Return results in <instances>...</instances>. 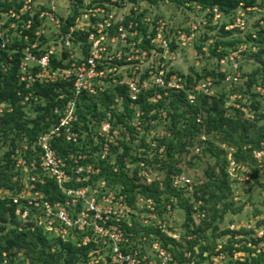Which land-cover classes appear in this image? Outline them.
Masks as SVG:
<instances>
[{"label":"trees","instance_id":"trees-1","mask_svg":"<svg viewBox=\"0 0 264 264\" xmlns=\"http://www.w3.org/2000/svg\"><path fill=\"white\" fill-rule=\"evenodd\" d=\"M142 1L153 5L163 0ZM166 1L187 10L199 8V11L202 12L205 23L201 26L205 25L204 29L206 28L208 31L202 33V38L195 47L200 53L204 46L207 47L210 57L215 59V67L203 68L199 74L195 72V76L175 71L172 67V72L183 78L182 88L150 87L141 89L134 102V106L142 112L138 118L139 128L137 129L132 125L134 109L129 108L130 102L124 85L116 87L115 90L122 96L125 114H117L114 109L110 108L115 96L111 90L98 95L82 93L76 107L81 131L88 132L87 123L92 118L96 121L94 125L99 126L101 119H104L105 113L109 111L112 118L107 119V122L113 128L118 125L123 126L129 134L130 142H121L120 148L115 146L110 151L111 153L107 154L105 160L96 156L98 149H90L89 157L81 163H92L98 167L97 177L103 178L109 188L121 186L120 193L125 195V202L131 208H134L137 196H141L154 202L155 212L158 216H163L167 208L169 211L178 208L184 212L183 228L185 231L182 237L186 239V248H182L179 241L166 236L157 226H144L139 219H133L130 226L126 221L121 223L124 232L131 233V236H127L132 241L130 247L122 246L123 252L138 251V256L141 257L146 253L144 244L148 245L155 239L158 246L171 255V260L166 264H189V262L201 264L206 258L203 256L205 252H207L208 258L219 253H223L226 257L228 254L231 255L232 249L237 251L243 249L248 252V255L244 257L243 261L238 260L234 263L228 261L226 264H264V250L261 249L259 252L256 250L261 238L255 240L253 249L246 246V243L237 248L227 243L216 250L214 242L211 246H206L207 242H201L202 239L208 241L206 232L214 221L213 217L208 219L205 226L202 225V221L200 224L194 225L191 219L195 212L210 216L214 212L216 204L226 202L230 193L227 173V166L230 163L227 159L228 153L234 169L239 171L244 167L253 171L255 177L260 175L253 167L256 166L253 155L257 152L264 154V93H260L264 92V29L259 24V19L264 16L262 17L261 12H257V16L254 17L251 11L247 12V14L251 13L253 17L251 20L248 19V24L250 25L249 30L254 28L253 31L256 33L254 37H251L248 30L244 32L236 28L225 29V27L235 19L236 11L239 8L256 7L262 10L264 9V0ZM21 5L22 0L9 2L0 0V13L7 14L10 10L18 12ZM213 10L219 14V20L215 24H213ZM63 18L61 28L62 31H66L72 25L75 17L63 16ZM25 19L26 15H23L22 20ZM170 27L169 22L168 28L171 31ZM180 29L185 32L189 31V27L186 29L180 27ZM142 30L145 33L146 30L144 28ZM213 31L215 33H212ZM24 33L33 38L32 30L24 31ZM249 40L252 42L250 46L255 49L245 48L239 52L238 59L237 57L233 58L237 61L235 71L238 73V80L226 82L227 75L236 74L231 70L229 54L236 52L239 44ZM1 43L2 39L0 38V104L3 105L0 110V192L15 193L22 188V179L25 176L14 165L15 151L20 150L27 160L29 174L38 175L39 169H32L30 165L33 156L37 154L34 147L36 138L55 124L56 114L53 113V109L56 105L62 106L61 101H57L58 95L62 91L68 92L71 84L63 81L49 84L36 82L25 88L18 79L19 63L23 55L21 52L10 53L9 50L24 47L26 41L15 40L12 44H7L6 49H1ZM141 43L146 47L149 39L145 38ZM170 46L172 49L175 48L174 43ZM61 57L64 59V54ZM50 64L53 67L63 66L62 62L57 61L56 58L50 59ZM220 68H224V70L222 71ZM147 77L148 75L145 73L143 78ZM205 78L211 79L210 88L217 89L216 92L205 94L193 90V86ZM229 83V90L226 91L223 87ZM257 88H260V92L257 91ZM189 94L193 95V99H188ZM26 95L28 98L23 102ZM156 95H159V98L155 102L149 100L150 97H156ZM231 95H240L236 103H241L242 97L245 102L241 103L242 105L238 108L232 106ZM34 97L37 98L34 99ZM241 107L244 108L243 111ZM152 110L153 115H150ZM162 112L164 113L163 117L161 116ZM246 112L251 113L252 118L246 117ZM97 114H99L98 117ZM163 122L164 124H162ZM159 127H162L160 137L157 135ZM85 139L88 144L93 142L89 135H86ZM134 140H137V148L131 145ZM53 147L62 156L70 152H86L85 145H74L62 140L55 142ZM159 149H162L160 153ZM190 149L197 150L196 156L193 157L196 162H200L201 156H205L207 160L213 159L214 164L204 170L205 181L200 185H193L192 191L185 194L186 187L181 188L178 184H173L172 177L181 172L180 168H174V163L177 162L176 158L189 153ZM119 150H121L120 153ZM115 153V162L110 164ZM195 163L191 162L190 166L193 167ZM126 164H134L135 168L128 169L125 167ZM147 165L153 171L164 175L162 182L159 180H153L149 184H145L143 181L138 182V171ZM44 179L45 183L37 184V188L51 201L63 200L54 181L47 177ZM83 185L85 184L79 183L71 186ZM15 208L16 206L11 203L10 199L0 197V264L3 262L12 264L18 253L22 255L21 263L18 264H87L90 254L97 249L93 239L85 246H78L79 248L72 242L56 239L52 243L55 249L51 251V245L48 244L47 236L42 232V229L37 226L32 227V222L24 225L25 223L15 216ZM222 209V212H226V209ZM161 218L163 219V217ZM149 233L152 234V238L148 237ZM141 235L146 236L145 241L139 239ZM81 237L82 234L77 235L78 241H81ZM250 243L253 244L252 240ZM194 245H198L197 253L193 250ZM185 252L188 257L183 256ZM108 253L105 252V261L97 264L108 263ZM152 255L151 257L150 254L149 257L147 255L146 261L151 259L153 264H160V260L156 258L154 252Z\"/></svg>","mask_w":264,"mask_h":264},{"label":"built area","instance_id":"built-area-1","mask_svg":"<svg viewBox=\"0 0 264 264\" xmlns=\"http://www.w3.org/2000/svg\"><path fill=\"white\" fill-rule=\"evenodd\" d=\"M32 1L22 0L20 9L26 10L24 12L10 10L6 14L7 19L10 20L0 22V28L4 30V34H1L0 30L1 49H6V45L12 44L15 40L26 41L24 47L9 50L10 53L21 52L23 55L19 63L18 79L25 88L36 82L49 84L63 81L71 85L68 92L62 91L58 95L57 101H61L62 106L56 105L53 109V113L56 114L55 124L36 138L34 147L37 154L33 156L30 165L32 169L38 168L39 174H29L27 160L20 150H17L14 165L25 174L22 179L23 186L15 193L0 192V197L11 200V203L16 206L15 216L25 223L24 225L32 222V227H40L49 240L82 234L81 244L85 246L93 239L97 248L95 252L97 250L109 252L110 264H152L153 260L146 261V255L139 257L138 251L123 252L121 250L122 246L132 245L128 237L131 233L126 234L121 228L122 221H126L130 226L128 219L133 217L129 213L131 207L126 204L125 195L120 193V189L114 188L117 190L115 192L106 185L103 178L97 177L98 167L92 163H81L89 157V145H86L85 153L77 151L62 156L57 153L53 144L62 140L81 145L83 141H86V135L93 137L95 133L85 134L86 132H82L79 128L80 122L76 114L79 96L82 93L104 94L110 90L114 91L113 87L123 85L126 87V92L131 91L127 93L129 108H133L134 114L136 113V116L133 114L132 125L135 126V120L138 128V118L142 112L134 106V102L141 89L145 88L144 82L152 80L151 87L165 89L183 87V78L174 74L172 67L176 51H182L183 48L191 46L195 40V27L189 28L188 32L182 29L170 31L169 23L156 14L150 16L139 14L141 10L138 6H141L142 0H86L84 2L64 0L68 1L64 17L73 16L75 20L66 31H62V20L58 22L54 9L47 6L45 10V5L42 6L47 11L44 15H48L49 18L39 20V17L32 13L35 8L31 4ZM253 8H239L235 19L225 29L236 28L244 31L248 24V18L245 19L244 14ZM214 12L216 13L215 10ZM72 13L74 14L71 15ZM23 15H26L25 20H22ZM263 21L264 18L259 19V24L264 25ZM47 22L53 23L58 29L52 32L53 43H47L45 40V36L49 34H45L43 30ZM142 28L146 30L145 33ZM30 30H32L33 38L24 33ZM39 33L42 35L40 36ZM56 33L59 34L56 36ZM145 38L149 39L146 47L141 43ZM172 43L175 45L174 49L170 46ZM241 47V45L238 46L237 51L229 56L232 71L237 68V61L233 58L238 59L239 52L245 49ZM62 54L65 56L64 59L61 57ZM52 58L61 61L63 66L53 67L50 64ZM145 73L148 75L146 79L143 78ZM111 75L113 78L111 80L109 78L110 82L105 84L110 85L107 88L104 86V81ZM127 76L131 78V81L122 80ZM229 80L236 82L238 73L227 75L225 81L229 82ZM199 82L193 86V90L208 94V89H211V79L205 78ZM118 95L122 100V96ZM156 97L159 98V95ZM27 98L26 95L23 102ZM188 99H193V95L189 94ZM101 133L103 134L102 131ZM97 134L104 137V134ZM44 177L54 181L63 200L51 201L37 188V184L45 183ZM79 183L85 185L71 186ZM173 184L177 185L179 182L176 181ZM134 204V210L144 211L145 219L144 223L141 221L142 225L157 224L163 227L164 224L153 222L155 206L151 199L137 196ZM160 226L157 227L162 229ZM148 237L153 236L149 233ZM145 240L146 236L141 235V241ZM153 241L156 240L153 239ZM154 245L158 246V243L154 242ZM160 250L164 251V254L161 251L158 252L161 255L159 258L164 259L160 264H166L171 260V255L163 248Z\"/></svg>","mask_w":264,"mask_h":264},{"label":"rangeland","instance_id":"rangeland-1","mask_svg":"<svg viewBox=\"0 0 264 264\" xmlns=\"http://www.w3.org/2000/svg\"><path fill=\"white\" fill-rule=\"evenodd\" d=\"M9 1L11 0H8V2ZM43 1L33 0L31 3L33 6H35V8H33L34 10L32 13H35V15L39 17V20H47V18H49L48 15H44V13H47V11H45L47 6L54 9V13L59 19V20L56 19L58 20V22H60L62 19L64 20L63 16H64V12L67 10L68 1H64V0H43ZM82 1L84 2L86 0H82ZM44 5H45L44 7L45 10L42 8V6ZM138 7L141 10L139 14L142 13V14H145V16L156 14L158 15L159 18L164 19L168 23L170 22L171 30H177V29H180V27H183L184 29H186L187 27H189L190 29L192 27H195L196 40L192 43L191 46H188L187 48H183L182 51H176L175 60L173 63V67L175 71H179L185 74L190 73L192 74V76H195V72H197L196 74H199L203 68L215 67V59L210 57L207 47L204 46L202 48V53L198 52L195 47L196 45L199 44L202 38V33L208 31L206 30V28L204 29L205 25L201 26L202 23H205V20L202 18L203 14L202 12L199 11V8H197L196 10H193V9L187 10L181 7H177L174 4L166 0L159 1L153 5L147 2H143L141 6H138ZM24 10L26 9L22 8L19 10V12H24ZM257 12H261L260 14L262 15V17L264 16V9L261 10L259 8L254 7L251 10V13L254 14V17L257 16L256 15ZM251 13L249 14L245 13L246 14V15L244 14L245 19L247 18L250 20L253 19V17L251 16ZM42 15L43 17H41ZM213 16H214L213 24H215L217 23V20H219V14L214 12ZM3 20H10V19H7V16L5 13H2L0 15V22ZM44 26L45 27L43 30L45 34L49 33L48 35L45 36V40L47 41V43H53L54 41H53L52 32H55L56 30H58L57 26L50 22H47V24ZM249 26H250L249 24L246 25L245 27L246 29L244 30V32L248 30V32H250L252 35L251 37H254L256 35V33L253 31L254 28L251 27L252 30H249ZM261 26L264 29V25L262 24ZM58 27H59V23H58ZM0 30H1V34H4V30L1 28ZM212 33H215V31H213ZM58 34L59 33H56V36ZM39 35L41 36L42 33H39ZM250 43L252 44V42L249 40V41H245L239 44L238 46L241 45L242 46L241 48L243 47L244 48H249V47L254 48L253 46H250L251 45ZM230 55L231 54H229V56ZM220 69L222 71L224 70V68H220ZM109 78L111 80L113 78L112 75L109 77H106L105 78L106 80L104 81V86L107 88H109L110 85H105V84H108L110 82ZM122 80H124L125 82H129L131 81V78L127 76V77H124ZM150 82L149 81L144 82V87L150 88L153 84L152 82H151L152 84ZM229 85L230 83L225 85L223 88L226 91H228ZM114 88L116 87H113V90H114L113 93L115 96L113 98V102L110 105V108L114 109L115 113L117 114L125 113L123 109L122 100L120 96L118 95V91H116ZM258 90L260 92V88H257V91ZM216 91L217 89L211 88V89H208L207 92L211 94ZM260 93H264V92L261 91ZM36 98L37 97H34V99ZM239 98H240V95H231L230 96L231 105L236 106L237 108L241 106L242 105L241 103H244L245 99L242 97V102L236 103V100H238ZM156 99H158V97L149 98V100L151 101H155ZM98 106L99 108H101L100 103H98ZM2 108H3V105L0 104V110ZM241 110L243 111L244 108L241 107ZM134 115L136 116V113ZM150 115H153V110L150 112ZM98 116L99 114H97V117ZM161 116L162 117L164 116L163 112L161 113ZM252 116L253 115L251 113L246 112V117L252 118ZM109 118H112V114L111 112L108 111L107 113H105V118L101 119L102 121H100V124L98 123L99 126L94 125L96 122L94 118L90 119V121H88L87 123L88 132L91 131V133H95L93 137H90L93 140V142L91 144H88L86 141H83L81 143V145H85V146L89 145L90 149H93V148L98 149L96 156H100V159H104V160L107 154H109V152L113 148H115V146H119L120 148L121 142H127V143L130 142L129 134L124 129V127L118 125L113 128L111 124L107 122V119ZM151 122H154V121L151 120ZM136 124L137 122L134 120V125L136 126ZM162 124H164V122ZM136 129H137V126H136ZM158 130L159 131H157V135L160 137L162 135V127H159ZM101 131L104 134L103 138L101 135L97 134V133L102 134ZM136 144H137V140H134L132 141L131 145L132 147L137 148ZM161 150L162 149H159L158 152L160 153ZM120 152L121 150H119V153ZM16 153H17V150L15 151V155ZM196 153H197L196 149H190L189 153L179 156L178 159L176 158L177 162L174 163V168L175 169L180 168L181 172L179 175H175L172 177L173 182L175 183L176 181H178L179 182L178 185L181 188L186 187L185 194H189L192 191L193 185H200L205 181L204 170L208 166H212L214 164L213 159L207 160L205 156H201L202 160L200 162H196L195 159L193 158L194 156H196ZM115 158H116V153L112 156L110 164H113L115 162ZM253 158L256 161V166H253V167L255 168V170H257V173L260 174L259 176H256V177L253 175V171H250L248 168L242 167L241 170L239 171L237 169H234L233 163L230 159V154L228 153L227 159L229 160L230 163H229V166H227V173L229 176L228 187H229L230 193H229V196L227 197L226 202L224 201V203H220L221 205L216 204L214 206V212L210 216L209 215L207 216L205 213H203L204 215L198 214L196 212L192 214L191 219L194 225H198L202 221L203 222L202 225L205 226L206 223H208V219H210V217H213L214 221L211 223V225H209L208 230L206 232V237L208 241H205V239H202L201 241L203 243L207 242L206 246L208 245L211 246L212 243L214 242V245L216 244L215 248L217 250L222 245H225L227 243L233 245L234 248L242 247V245L246 243V246H249L250 248L253 249L254 244L256 243L255 240H258V238H261L260 241H258L259 243L257 244L256 250L258 252L261 251V249L264 250V154L254 153ZM190 161L193 163L196 162L197 164L195 163V165L192 167L190 166L191 164ZM125 167L128 169H131V168L134 169L135 165L126 164ZM215 169L217 171V168ZM128 175L130 176L131 173L129 172ZM137 175L139 177L138 182L143 181L145 184H149L153 180H159L162 182L164 179V175L162 176V174H160L159 172L153 171V169L152 168L150 169L148 165L145 168L139 170ZM142 179H145V180H142ZM115 188L121 189L122 187L120 186V187H115ZM111 189H114V188L112 187ZM114 191L116 192L117 190L114 189ZM209 205L211 206V204ZM222 208L226 209V212H222L223 210ZM129 210H130L129 213H131L130 216L133 215V218L130 217L128 219V222L131 225H132L133 219L134 220L139 219L140 222L142 221V223H144V219H145L144 211H140L138 209L134 210L133 208H129ZM164 213L165 214L163 216H158L155 212V220L153 221L154 224L155 223L164 224L163 227L157 224L155 225L160 226L162 228L161 229L162 232L166 234V236L170 238H174L175 240L179 241L178 243L181 244L182 248H186L187 247L186 239L182 237L185 231V228H183V224L185 223L184 212L178 208L170 209V211L167 208L166 211H164ZM164 216H165V219H164ZM161 217H163V219ZM140 238L141 236H139V239ZM58 239H61V238H58ZM188 239L190 240V236L188 237ZM47 240L49 242L48 244L51 245V251H53L55 247L52 246V243L56 239H52V240L47 239ZM78 240L79 239H77L76 235L61 239V241L63 242H68V241L72 242V244L75 245L76 247L82 246L81 241H78ZM251 240L253 244L250 243ZM154 242L157 243L156 241H151L150 243H148V245L144 244V250L146 252L145 255L146 256L148 255L149 257V254H150V257H151L152 252H154V254L156 255V258L160 259L159 257H161V255L158 254V252L161 251L164 254V251L160 250L162 249L161 247L154 245ZM153 248H156V249H153ZM193 250L195 253H197L198 245L196 246L194 245ZM231 252H232L231 255L228 254L226 255V257L225 255H223V253H219L218 255L211 256L209 258L207 256L208 255L207 252H205L203 253V256H205L206 258L204 261L201 262V264H226L228 261H232L234 263L235 261H238V260L243 261L244 257L248 255V252L244 251L243 249H239V251H237L236 249H232ZM183 256L188 257L186 252L184 253ZM89 258L90 259H88L87 264H97L98 262H103V259H105V251L104 250L102 252H100L99 250H97L96 252L93 251L90 254ZM21 260H22V255L21 253H18L15 256L12 264L21 263ZM163 261L164 259H160V263H162ZM2 264H6V262H3ZM106 264H110V263L108 262ZM189 264H192V263L189 262Z\"/></svg>","mask_w":264,"mask_h":264}]
</instances>
